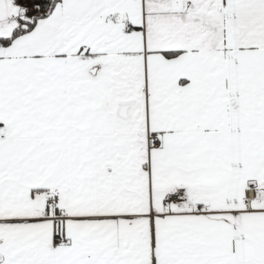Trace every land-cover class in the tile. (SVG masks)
<instances>
[{
	"label": "snow or ice",
	"instance_id": "obj_1",
	"mask_svg": "<svg viewBox=\"0 0 264 264\" xmlns=\"http://www.w3.org/2000/svg\"><path fill=\"white\" fill-rule=\"evenodd\" d=\"M0 264H264V0H0Z\"/></svg>",
	"mask_w": 264,
	"mask_h": 264
}]
</instances>
